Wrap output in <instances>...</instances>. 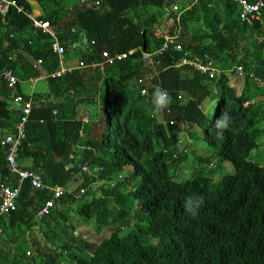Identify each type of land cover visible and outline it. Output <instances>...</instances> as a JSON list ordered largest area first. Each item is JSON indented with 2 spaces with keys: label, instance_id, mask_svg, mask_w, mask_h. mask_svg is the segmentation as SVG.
Instances as JSON below:
<instances>
[{
  "label": "trees",
  "instance_id": "1",
  "mask_svg": "<svg viewBox=\"0 0 264 264\" xmlns=\"http://www.w3.org/2000/svg\"><path fill=\"white\" fill-rule=\"evenodd\" d=\"M12 1L22 10L11 6L4 17L0 14V72L11 70L18 81L9 87L0 76V139L14 133L22 116L12 106L13 98L18 95L29 100L31 110L18 159L29 160L23 167L38 174L45 185L61 187L62 194L37 219V212L53 198V192L33 188L28 181L22 183L16 209L0 219V233L9 235L22 228L32 238L41 227L43 243L31 240L28 256L0 248V264H59V258L63 264H264V165L249 158L264 133L260 124L264 118V0L259 19L251 23L240 20L237 5L230 0L195 4L193 0H84L99 4L98 10L73 0L61 26V0H36L45 13L38 19L61 27L64 35L75 27L73 41L65 48L68 66L71 54H78L79 61L90 67L104 60L102 52L112 56L135 49L126 58L106 64L102 72L95 68V74L89 76L88 84L96 92L102 85L103 92L98 118L87 125L83 143L80 135L86 125L62 115V102L59 117L52 111L54 98L81 93L85 75L77 65L63 77H47L59 68L50 38L33 28L26 0ZM175 3L180 4L181 12L171 10V23L158 36L153 28L157 16L148 8L161 10ZM128 10L134 11L132 18L126 15ZM193 20H201L205 30L200 34L188 26ZM167 34H177L181 49L169 48L146 63L141 52L160 48ZM249 38L255 41L252 52L246 43ZM186 52L190 58L200 57L203 64L209 62L216 74L210 77L190 65L177 67L176 61ZM227 63L232 64L231 69H218ZM238 67L241 72H236ZM147 68L145 74L142 69ZM41 75L46 76L49 89L23 94L19 81ZM239 75L246 86L238 94L233 83ZM61 82H66L64 88H60ZM251 84L263 95L256 105L248 90ZM156 87L166 89L171 102L166 110L144 117L140 107H152ZM141 88L147 89L146 95L140 94ZM206 101H211V107L203 112L199 106ZM221 113L230 116V127L217 136L213 122ZM174 121L194 122L198 130L190 136L207 149L197 158L196 172L184 181L174 180L171 172L183 160L182 154L169 149L175 142ZM6 149L0 145V179L14 184L17 178L6 167ZM213 159L230 164L233 172L214 178L213 171L204 166L211 167ZM85 163L95 167V174L79 175ZM121 173L124 176L118 178ZM75 179L81 182L70 190ZM95 182L104 184L93 193L89 188ZM81 188L85 191L78 196ZM87 195L91 200L82 203L79 199ZM189 197L201 200L195 215L184 209ZM74 203L77 209L71 210L68 205ZM71 211L79 219L76 223L93 220L97 233L108 224L124 222L90 240L75 235V225L68 223ZM62 237L66 239L58 246L42 251L46 241L57 243Z\"/></svg>",
  "mask_w": 264,
  "mask_h": 264
},
{
  "label": "rangeland",
  "instance_id": "2",
  "mask_svg": "<svg viewBox=\"0 0 264 264\" xmlns=\"http://www.w3.org/2000/svg\"><path fill=\"white\" fill-rule=\"evenodd\" d=\"M71 1L72 0H61V4H62V9L59 10V20L61 23H63L66 19H67V15H68V11L67 8L71 5ZM181 8L179 3H175L171 8H164V9H157L155 7H150L148 8L149 13H154L157 16V20L156 22L153 24V28L154 31L156 32V34L158 36L163 35L164 33H166L170 23H171V19L169 18V13L171 12V10L175 11L177 14H179L181 12ZM133 10H128L126 12V15H128L130 18L133 17ZM34 16V15H33ZM188 26L190 27V30L193 31H197L199 34L200 32H203L204 26L201 22V20L199 21H189L188 22ZM3 33L5 34V30H3ZM13 33V32H12ZM3 34V36H4ZM25 34V32H24ZM16 36V34H14V37ZM259 41V38H258ZM246 43L248 45V49L252 52V50L254 49L253 44L255 43L254 38H249L246 40ZM249 51V52H250ZM75 54V53H74ZM261 57L264 58V49L263 52L261 53ZM72 57V58H70ZM68 56V64H70L71 67H76L79 63V58H78V54H71V56ZM218 65V64H217ZM232 68V64L231 63H227L225 65H222L220 67H218L219 70L224 69V70H229ZM144 71V73H148L149 69H142ZM80 71L82 73H84L85 75V86L83 88H81V93H79V95L77 93H73V92H68V93H64L62 95H59L58 97L54 98L55 101V105H54V109L57 111V113L55 114V117H59L61 114V109L59 108V103L62 102L63 103V107H64V112L62 115H64L66 118L69 119H77V120H81L83 123V126L86 125L85 127H83L81 129V143H83L85 141L87 132L89 131V129H87V125H89V123H92L94 121H96V119L98 118V114H99V110L101 108V98H102V92H103V87L102 85L97 86L98 92H96L94 90V86L90 85V83L88 84L91 75L95 74V70L93 68L90 67H83L80 68ZM102 72V71H101ZM104 72V71H103ZM238 79L236 80L235 83H233V86L236 88V92L239 94L244 88H245V80L244 77L239 75L237 77ZM39 83H44L46 82L47 86L45 85V91H47L49 89V85L47 80H44V78L38 80ZM232 84V83H231ZM66 86V82H61L60 83V88H64ZM248 90L250 93H253L255 96L253 99L254 101L251 102H255L254 104H258L261 103V101L263 100V95L259 94V91L256 90V88H254V85L251 84L250 86H248ZM263 87V86H262ZM96 89V88H95ZM216 89L212 88V93L215 94ZM127 101H123L124 105ZM207 103V104H205ZM202 106L200 105L199 108H201V110L203 112H205L206 110H210L211 107V101L210 103L208 101H206ZM142 113L144 114V117H150L153 116V110L152 107L149 105H142L140 107ZM155 116V115H154ZM156 117V116H155ZM159 118L160 123H163L162 119H160V116L156 117ZM261 126L264 125V118L263 120L260 122ZM197 126L194 122H188V121H174L173 123V128H172V133L174 135V144L172 146L169 147V149L174 153V154H182L183 155V160L181 162H179L176 166H174L171 169V172L173 174V178L176 181H184L186 179H188L189 177H191V175L193 173L196 172L197 168H198V162H197V158L199 156L204 155L206 149V145L198 140L193 139L190 136L191 132L197 131ZM259 140V146L253 150L250 153L249 158L251 160H253L256 163L259 164H263L264 165V133L261 134L258 138ZM81 147L83 146H79L78 148L81 149ZM21 162L24 165H27V162L25 163ZM219 163V164H218ZM216 161V159L212 160V168L206 167V164H204L206 171H213L214 173V178H219L221 175L226 174V173H232L233 172V167L230 164L227 163H220ZM71 165H68V167ZM95 167H91L90 171L91 173L95 174ZM124 173H121L120 177H123ZM80 180L76 181H72L70 182L69 185V189L73 190L74 188H76L79 184H80ZM104 184V182H95V183H90L91 187L89 189H91V191L96 192L97 190L100 189V187ZM96 190V191H95ZM92 196L91 195H87L85 197H83L82 199H79L80 201H82V203H88L91 200ZM71 210H76L77 209V205L74 204H69L68 205ZM69 216H72L71 220H69V224H73L75 225V235L81 234L83 237L90 239V240H94L97 239L99 236H105L108 234L109 231L112 230V228H115L117 226H121L123 225L124 221L121 222H117V223H113V224H108L104 227H102V229L100 231H98L99 233L96 232V230H94V221L90 220L88 222H82V220L79 221V223H76L75 220H79L77 215L74 214L73 211L70 212ZM81 218V217H80ZM54 224V223H53ZM56 225V224H55ZM61 226V224H60ZM36 231L33 233L32 238L29 237V234L26 232L25 230L23 231V229H18V230H13L11 231V233L9 232V235H6L4 233H0V248H9L10 251H14L16 252L18 255H21L23 252H25L26 256L27 255V251H29L30 249V243L31 240L35 239L38 242H42L43 241V230L41 227H39L38 229H35ZM127 231V229H124V232ZM9 237H11L14 241L10 242V239H8ZM66 238H61L59 241L57 240L55 243V240L52 242H50L49 240L46 241L45 246L42 249V251L47 252V249L51 248H55L56 246H58V244H60L61 241L65 240ZM43 243V242H42ZM40 243V244H42ZM60 259V263L59 264H63V262H65L64 260Z\"/></svg>",
  "mask_w": 264,
  "mask_h": 264
},
{
  "label": "built area",
  "instance_id": "3",
  "mask_svg": "<svg viewBox=\"0 0 264 264\" xmlns=\"http://www.w3.org/2000/svg\"><path fill=\"white\" fill-rule=\"evenodd\" d=\"M199 0H193V4H195ZM234 2L237 5L238 8V16L241 21L249 22L251 23L253 20L259 19V10L263 6L262 0H257L255 2H250L248 0H230ZM80 2L84 3V6L88 9H99V4L95 3V5L86 3L84 0H80ZM13 6L16 7L18 11L22 10L21 7L16 6L15 2L12 0H0V14L2 17L5 16V14L8 12L9 8ZM29 17L32 20V26L35 30H38L44 34H47L50 38V46L52 49V52L58 57L59 60V68L48 74L47 77L50 78H60L63 77L68 71L72 70V67L68 66L65 61V54H66V46L71 45L73 41V35L75 33V28H70L69 33L67 35H64L65 31L59 30L57 26L51 24L50 22L46 20H40L37 17H32L29 13ZM13 34H10L9 37H12ZM177 34H167L164 35L162 44L160 48L156 49L154 52L149 53L142 51L141 57L146 63H151L152 56L155 54H162L163 52L167 51L169 48L173 50H180L181 46L176 41ZM135 52V49H129L126 52L122 53H115L114 55H110L107 52H102L103 61L92 63L90 65V68H98L100 71L103 70L104 66L106 64L111 65L115 61L122 60L126 58V56L131 55ZM205 59L207 58V55L204 56ZM37 63H40V60L37 61ZM181 65H190L191 67L195 68L201 73H208L210 77H213L216 74L215 68L211 66L209 62L206 64H203L200 57H188V53H184L183 56L176 61V66ZM35 67V66H34ZM79 68L83 67H89V65H86L84 62L79 61L78 63ZM242 68L238 67L236 68V72H241ZM0 76L6 81L7 85L9 87H13L15 83L18 81L17 77L14 75V73L11 70H2L0 72ZM153 76L151 75L149 79H151ZM44 78L46 79V76H38L34 79V81L40 80ZM138 82L142 83L143 79H139ZM141 95L147 94L146 88L140 89ZM12 106H16L21 113L22 116L20 118V121L15 127V131L11 135H7L0 139V145L6 146V153H5V162L6 167L8 169V172L12 175H16V181L14 184L12 183H4L0 179V219L4 216H8L12 211L16 209V200L19 196V193L21 191V185L24 181H28L30 185L33 188L39 189V190H48L49 192H53V198L49 201H47L42 208L37 212L36 218L39 219L43 215L47 214L49 211V208L54 206L55 199L58 198L62 194V188L58 186H48L45 185L41 179V177L36 174L35 172L24 168L20 163L18 159V149L24 139V125L27 121V115L30 113L31 105L29 100H23L20 96H15L12 100ZM53 115L57 113V111L54 109L52 111ZM81 174H87L92 175L89 166L85 163L80 166V172ZM85 189L81 188L79 190V195H82L84 193ZM1 230V229H0Z\"/></svg>",
  "mask_w": 264,
  "mask_h": 264
},
{
  "label": "clouds",
  "instance_id": "4",
  "mask_svg": "<svg viewBox=\"0 0 264 264\" xmlns=\"http://www.w3.org/2000/svg\"><path fill=\"white\" fill-rule=\"evenodd\" d=\"M170 96L166 89L156 87L153 89L151 95L152 110L155 113H160L166 110L170 104ZM213 127L216 130V135L221 136L223 132L230 127V116L227 113H221V115L213 122ZM199 198L189 197L184 202V209L186 212L195 215L199 208Z\"/></svg>",
  "mask_w": 264,
  "mask_h": 264
},
{
  "label": "crops",
  "instance_id": "5",
  "mask_svg": "<svg viewBox=\"0 0 264 264\" xmlns=\"http://www.w3.org/2000/svg\"><path fill=\"white\" fill-rule=\"evenodd\" d=\"M29 4H30V6H31V12H30V14H31V16L32 17H40V16H42V15H44L45 13H44V10L42 9V7H41V5L36 1V0H26ZM75 3V1H73L72 0V2H71V5L67 8L68 10L67 11H69L72 7V5ZM69 13V12H68ZM34 15V16H33ZM60 15H59V12H58V17H59ZM59 20V19H58ZM61 22H60V20H59V25L61 26V24H60ZM55 26H57V25H55ZM57 28L59 29V30H62V28L61 27H59V26H57ZM69 28H75V27H69ZM43 76V75H42ZM38 77V76H37ZM36 77H34V78H30V79H25V80H20L19 81V86H20V89H21V91H22V93L23 94H25V95H28V96H30V95H32L33 93H36V92H43V91H45L46 89H45V85L47 86V84H46V82H44V83H39L38 82V80L37 81H34V79H35ZM45 80V79H44ZM24 161H26L27 162V165H29L30 164V161L29 160H24ZM23 160H20L19 159V163L22 165V166H24V164H22L21 162H24ZM25 162V163H26ZM26 166V165H25Z\"/></svg>",
  "mask_w": 264,
  "mask_h": 264
}]
</instances>
